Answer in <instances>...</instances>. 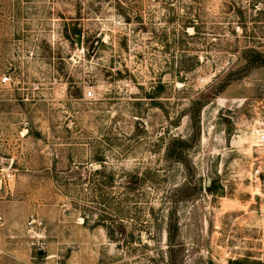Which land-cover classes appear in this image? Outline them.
<instances>
[{
    "label": "rangeland",
    "instance_id": "obj_1",
    "mask_svg": "<svg viewBox=\"0 0 264 264\" xmlns=\"http://www.w3.org/2000/svg\"><path fill=\"white\" fill-rule=\"evenodd\" d=\"M257 53L264 0H0V264H264Z\"/></svg>",
    "mask_w": 264,
    "mask_h": 264
},
{
    "label": "built area",
    "instance_id": "obj_2",
    "mask_svg": "<svg viewBox=\"0 0 264 264\" xmlns=\"http://www.w3.org/2000/svg\"><path fill=\"white\" fill-rule=\"evenodd\" d=\"M2 81H3V83H6V82L9 81V78H8V77H4V78L2 79ZM87 95H88L89 97L92 96V92L89 91V92L87 93ZM257 140H258L259 143H264V131H261L260 133H258V135H257Z\"/></svg>",
    "mask_w": 264,
    "mask_h": 264
},
{
    "label": "trees",
    "instance_id": "obj_3",
    "mask_svg": "<svg viewBox=\"0 0 264 264\" xmlns=\"http://www.w3.org/2000/svg\"><path fill=\"white\" fill-rule=\"evenodd\" d=\"M249 54H250V51H249ZM249 54H248V55H249ZM253 57H254V56H253ZM256 57L259 58L260 62L264 63V55H261V53H257V54H256ZM248 64H250V65L252 66V64H253V60H249V61H248ZM209 189H211V188H209Z\"/></svg>",
    "mask_w": 264,
    "mask_h": 264
},
{
    "label": "water",
    "instance_id": "obj_4",
    "mask_svg": "<svg viewBox=\"0 0 264 264\" xmlns=\"http://www.w3.org/2000/svg\"><path fill=\"white\" fill-rule=\"evenodd\" d=\"M78 45H79V47H80V43H81V40H80V38H78ZM39 255H43L42 253H39Z\"/></svg>",
    "mask_w": 264,
    "mask_h": 264
}]
</instances>
